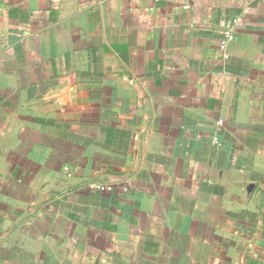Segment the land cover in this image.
<instances>
[{
	"label": "crops",
	"instance_id": "crops-1",
	"mask_svg": "<svg viewBox=\"0 0 264 264\" xmlns=\"http://www.w3.org/2000/svg\"><path fill=\"white\" fill-rule=\"evenodd\" d=\"M0 264H264V0H0Z\"/></svg>",
	"mask_w": 264,
	"mask_h": 264
},
{
	"label": "built area",
	"instance_id": "built-area-1",
	"mask_svg": "<svg viewBox=\"0 0 264 264\" xmlns=\"http://www.w3.org/2000/svg\"><path fill=\"white\" fill-rule=\"evenodd\" d=\"M232 39H233V35H232V33L228 32V33L226 34L225 39L222 41V44H221L222 49H224V48L226 47V45L228 44V42H229L230 40H232ZM67 171L69 172V170H67Z\"/></svg>",
	"mask_w": 264,
	"mask_h": 264
}]
</instances>
